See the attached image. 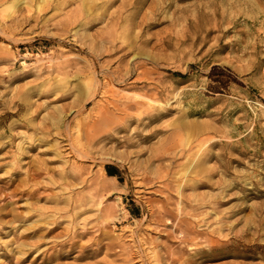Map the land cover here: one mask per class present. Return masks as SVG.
I'll return each instance as SVG.
<instances>
[{
  "label": "rangeland",
  "instance_id": "obj_1",
  "mask_svg": "<svg viewBox=\"0 0 264 264\" xmlns=\"http://www.w3.org/2000/svg\"><path fill=\"white\" fill-rule=\"evenodd\" d=\"M0 264H264V0H0Z\"/></svg>",
  "mask_w": 264,
  "mask_h": 264
},
{
  "label": "trees",
  "instance_id": "obj_2",
  "mask_svg": "<svg viewBox=\"0 0 264 264\" xmlns=\"http://www.w3.org/2000/svg\"><path fill=\"white\" fill-rule=\"evenodd\" d=\"M105 169H106V172L109 176H116L117 175V171H116V169H114V167L106 166Z\"/></svg>",
  "mask_w": 264,
  "mask_h": 264
},
{
  "label": "bare ground",
  "instance_id": "obj_3",
  "mask_svg": "<svg viewBox=\"0 0 264 264\" xmlns=\"http://www.w3.org/2000/svg\"><path fill=\"white\" fill-rule=\"evenodd\" d=\"M85 117V116H84ZM84 119V118H83ZM106 217V216H105Z\"/></svg>",
  "mask_w": 264,
  "mask_h": 264
}]
</instances>
